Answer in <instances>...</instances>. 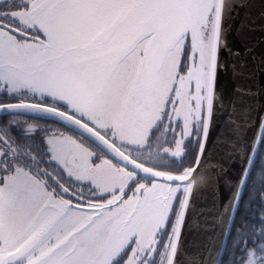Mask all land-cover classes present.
<instances>
[{"label":"snow or ice","instance_id":"obj_1","mask_svg":"<svg viewBox=\"0 0 264 264\" xmlns=\"http://www.w3.org/2000/svg\"><path fill=\"white\" fill-rule=\"evenodd\" d=\"M256 20L264 0H0V264L197 259L216 85L244 70L221 33ZM252 182L223 264H264V152Z\"/></svg>","mask_w":264,"mask_h":264},{"label":"water","instance_id":"obj_2","mask_svg":"<svg viewBox=\"0 0 264 264\" xmlns=\"http://www.w3.org/2000/svg\"><path fill=\"white\" fill-rule=\"evenodd\" d=\"M221 36L219 62L242 64L244 70L235 82L229 75L217 81L207 130L209 139L218 145L212 169L217 180L216 206L206 209L205 226L195 238L182 233L184 245H191L188 250L197 257L191 264H220L264 133V22L256 20L241 34L224 27Z\"/></svg>","mask_w":264,"mask_h":264},{"label":"trees","instance_id":"obj_3","mask_svg":"<svg viewBox=\"0 0 264 264\" xmlns=\"http://www.w3.org/2000/svg\"><path fill=\"white\" fill-rule=\"evenodd\" d=\"M264 152V133L262 135V139L260 141V144H259V147H258V150L256 152V155H255V158H254V161L252 163V166H251V169H250V172L248 174V177H247V180H246V183L244 185V188H243V191H242V195H241V198L239 199V204H238V207H237V211H236V215H235V218H234V221H233V224H232V227H231V230H230V233H229V236H228V239H227V243H226V246H225V250H224V253H223V256H222V260L220 262V264H223V260H224V257L226 256L227 254V249H228V245L230 244L231 242V238H232V234H233V230L235 228V225L237 223H239V220H240V217L242 214L246 215L247 214V211L248 209H246L244 207V202L245 200L248 198V195H249V191L250 189L253 188V182H252V176H253V171H254V164H255V161L259 158L260 154ZM258 202V201H257Z\"/></svg>","mask_w":264,"mask_h":264}]
</instances>
